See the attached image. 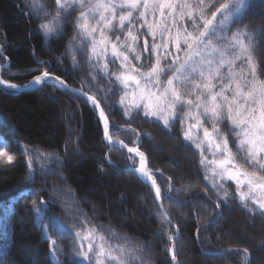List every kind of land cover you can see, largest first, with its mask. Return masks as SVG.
Listing matches in <instances>:
<instances>
[{
    "label": "snow or ice",
    "instance_id": "snow-or-ice-1",
    "mask_svg": "<svg viewBox=\"0 0 264 264\" xmlns=\"http://www.w3.org/2000/svg\"><path fill=\"white\" fill-rule=\"evenodd\" d=\"M255 2L53 0L49 9L46 0H31L28 7L29 15L39 21L37 30L46 39L65 35L66 26L71 24L73 35L65 52L56 58L57 64L70 59L74 70H78L83 63L92 69L90 80L100 76L109 81V92L111 85L118 84V103L129 122L138 117L160 123L169 132L178 128L186 144L199 152L205 181L218 196L223 193L220 200L213 202L216 208H220L221 202L227 206V201L238 195L245 208L264 216V60L258 63L254 58L256 44H264V30L257 34L256 29L244 23ZM259 3L264 5V0ZM141 60L139 67L133 63ZM117 62V70H111L109 66ZM49 63L40 61L37 70L41 74L23 86L0 75V87L11 94L21 87L41 90L55 82L68 93L83 98L94 111L98 110L109 150L117 146L126 150L130 161L127 171L150 183L158 201L171 199L173 186L166 184L167 195L162 196L155 176L146 166V154L138 146L140 134L130 124L127 129L112 125L100 99L89 95L83 82L78 89L70 87L66 80L44 68ZM221 125L228 132L221 131ZM124 130L135 133L136 140L131 142L134 146L113 139ZM229 136L235 142V151ZM10 146L7 138L0 139V158L13 165L15 157L8 152ZM21 154L26 158V170L33 183L37 170L63 179L56 169L63 167L64 160L55 152L25 146ZM167 179L171 181V177ZM224 181L235 182V195L225 189ZM53 190L61 191L55 186ZM43 191L47 189L29 190L27 195L39 196ZM63 195L74 201L68 205L79 223V228L73 225L74 231L67 229L57 216L43 224L49 204L56 203L55 200L32 202L36 222L42 225L56 264H64L60 241L69 233L73 240L72 264H147L145 257L149 253L142 242L121 235L111 226L92 224L88 214L78 207L75 194L68 190ZM157 215H162L168 225L173 224L162 203ZM220 216L222 212L217 221ZM178 233L177 226V234L167 236L169 242L178 238ZM243 252L247 254L248 250ZM8 255L10 250L0 252V264H7ZM172 260H176L175 254Z\"/></svg>",
    "mask_w": 264,
    "mask_h": 264
},
{
    "label": "trees",
    "instance_id": "trees-1",
    "mask_svg": "<svg viewBox=\"0 0 264 264\" xmlns=\"http://www.w3.org/2000/svg\"><path fill=\"white\" fill-rule=\"evenodd\" d=\"M46 2L51 9L53 0ZM30 3L31 0H0L3 78L23 85L41 74L37 70L40 61H48L50 63L44 68L69 85L80 88L83 82L84 90L100 99L112 125L127 129L130 124L140 134L138 146L151 160L150 168L162 195H167L166 184L173 186L172 198L162 200L173 224L168 225L162 215H157L159 204L152 189L135 173L127 171L130 161L126 151L116 147L109 150L100 120L83 98L51 84L41 90L32 89L19 94L13 91L9 94L10 90L0 87V139L7 138L11 142L8 152L15 157L13 165H9L6 158H0V252L10 250L7 264H56L50 255V245L42 225L36 222L32 202L55 200L56 203L49 204L43 224L57 216L67 229L74 231L73 225L79 228V223L68 207L74 201L63 195L68 190L75 194L78 207L88 214L92 224L111 226L121 235L142 242L149 253L145 257L147 264H245L247 254L243 249L250 254L248 264H264V216L245 208L238 195L229 199L227 206L221 202L220 208H216L213 202L220 200L223 193L218 196L205 181L199 152L186 144L178 128L174 127L169 132L160 123L146 122L138 117L129 122L118 103V84L111 85L112 91L109 92V81L100 76L90 80L92 69L83 63L78 70H74L70 59L57 64L56 58L65 52V46L73 35L71 24L66 26L65 35L46 39L37 30L38 19L29 15ZM263 17L264 5L256 0L244 23L259 34L264 30ZM72 20L75 21V16ZM149 40L151 43L150 37ZM254 58L258 63L264 60V44H256ZM133 63L139 67L143 61ZM109 67L115 71L119 63ZM103 96L108 99H102ZM68 113L73 121H70ZM114 136L129 145L136 140L135 133L127 130ZM172 139L177 150L187 156L183 157L181 166L170 164L169 157L162 155V149L155 145L159 140ZM229 143L235 151L231 136ZM25 146L58 154L64 165L56 171L63 174V179L60 175L41 174L37 170L33 183L26 170V158L21 154ZM206 154L212 158L211 154ZM109 159L111 163H108ZM238 161L243 163L239 156ZM223 183L225 189L235 195V184ZM53 186L61 191H54ZM41 189L47 191L40 192L39 196L27 195L29 190ZM140 196L143 201H140ZM221 212L222 216L217 221ZM235 214L252 224L253 241L240 240V232L227 226L228 218H231L229 222L236 221ZM177 226L179 236L175 240V263L170 255L171 244L167 236L174 234ZM60 243L64 250V264H72L71 234ZM228 248L232 250L221 254Z\"/></svg>",
    "mask_w": 264,
    "mask_h": 264
},
{
    "label": "rangeland",
    "instance_id": "rangeland-1",
    "mask_svg": "<svg viewBox=\"0 0 264 264\" xmlns=\"http://www.w3.org/2000/svg\"><path fill=\"white\" fill-rule=\"evenodd\" d=\"M157 19L159 20L158 14H157ZM262 24L264 25V17L262 19ZM158 42H159V40H158ZM68 115H69L68 117L70 118V121H73L70 113H68ZM221 131L228 132V128H226L224 125H221ZM159 141L156 142L155 145L162 149V152H161L162 155H164L165 157L166 156L169 157L170 164L171 163L172 164H179V166H181L182 162H183V157L187 158V156L185 154H183L182 152H179L177 150L175 140L172 139L170 141H168V140H159ZM188 159L190 161L189 157H188ZM249 171H251V170H249ZM229 182H232L235 184L234 181H229ZM235 187H236V184H235ZM86 199H89V198L86 197ZM89 200H91V199H89ZM141 200L143 201L142 197L140 196V201ZM233 217H236V221H235V219L232 220L233 224H231L232 222H229L231 218H228L227 219L228 220L227 226H230V227L232 226L240 232V234L242 236L240 240L253 241L255 235L253 233L254 228H253L252 224L249 221L245 220L244 218H242L240 216H236V214ZM136 219L138 220V217ZM23 222L26 223L27 220H23Z\"/></svg>",
    "mask_w": 264,
    "mask_h": 264
},
{
    "label": "water",
    "instance_id": "water-1",
    "mask_svg": "<svg viewBox=\"0 0 264 264\" xmlns=\"http://www.w3.org/2000/svg\"><path fill=\"white\" fill-rule=\"evenodd\" d=\"M0 75H1V66H0ZM54 76H56V75H54ZM33 80V79H32ZM31 80V81H32ZM30 81V82H31ZM30 82H28V83H26L25 85H27V84H29ZM50 84H55V82H53V83H50ZM57 85V84H56ZM23 86V85H22ZM70 86V85H69ZM70 87H72V86H70ZM72 88H74V87H72ZM30 89H33V88H25V87H21L20 88V90L19 91H15V92H17V93H21V92H24V91H26V90H30ZM99 118V117H98ZM100 120V119H99ZM100 122H101V125H102V120H100ZM105 138V137H104ZM106 140V139H105ZM114 140H118V139H114ZM107 142V141H106ZM117 147H119V146H117ZM129 147H131V146H129ZM120 148V147H119ZM146 158H147V160H146V166L148 167V164H149V158L146 156ZM152 189H153V191H154V193H155V190H154V188L150 185V183H147ZM158 201V200H157ZM159 202V204L160 203H162V201H158ZM229 250H231V249H226V250H224V251H222V253H225L226 251H229Z\"/></svg>",
    "mask_w": 264,
    "mask_h": 264
}]
</instances>
